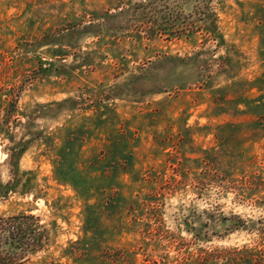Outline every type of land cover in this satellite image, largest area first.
I'll list each match as a JSON object with an SVG mask.
<instances>
[{
	"label": "rangeland",
	"instance_id": "obj_1",
	"mask_svg": "<svg viewBox=\"0 0 264 264\" xmlns=\"http://www.w3.org/2000/svg\"><path fill=\"white\" fill-rule=\"evenodd\" d=\"M0 264H264V0H0Z\"/></svg>",
	"mask_w": 264,
	"mask_h": 264
}]
</instances>
